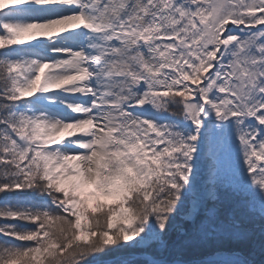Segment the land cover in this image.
<instances>
[{
    "label": "snow or ice",
    "instance_id": "6c2138e0",
    "mask_svg": "<svg viewBox=\"0 0 264 264\" xmlns=\"http://www.w3.org/2000/svg\"><path fill=\"white\" fill-rule=\"evenodd\" d=\"M0 50V264H264V0H0Z\"/></svg>",
    "mask_w": 264,
    "mask_h": 264
},
{
    "label": "rangeland",
    "instance_id": "374dc122",
    "mask_svg": "<svg viewBox=\"0 0 264 264\" xmlns=\"http://www.w3.org/2000/svg\"><path fill=\"white\" fill-rule=\"evenodd\" d=\"M38 39H43V38L38 37ZM32 43H35V42L33 41ZM12 47H14V48L15 47H23V45H13ZM221 198H222V200H224V202L226 204H234L235 203L234 199L231 197V195L229 193L221 192ZM240 211H243V209H240ZM0 222H2V221H0ZM181 223H182L181 218L180 217H177V219L175 221V224H181ZM0 239H2V238H0ZM170 239L172 241H175L177 239V233H176L175 229H173L172 234L170 235ZM198 250H200V249H195V248L191 249L187 253L186 258H188V259H195L198 256H190V257H188V256L191 255V254H193V253H196Z\"/></svg>",
    "mask_w": 264,
    "mask_h": 264
},
{
    "label": "trees",
    "instance_id": "16d2710c",
    "mask_svg": "<svg viewBox=\"0 0 264 264\" xmlns=\"http://www.w3.org/2000/svg\"><path fill=\"white\" fill-rule=\"evenodd\" d=\"M0 51H2V50H0ZM171 234H172V232H171ZM0 238H2V237H0ZM200 254H201V250H198L196 253H193V254L189 255L188 257H190V256H199ZM109 255H117V253H110Z\"/></svg>",
    "mask_w": 264,
    "mask_h": 264
}]
</instances>
